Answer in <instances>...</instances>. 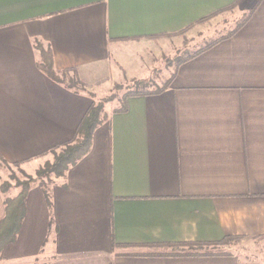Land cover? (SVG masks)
<instances>
[{
  "label": "crops",
  "instance_id": "obj_1",
  "mask_svg": "<svg viewBox=\"0 0 264 264\" xmlns=\"http://www.w3.org/2000/svg\"><path fill=\"white\" fill-rule=\"evenodd\" d=\"M257 1L0 0V183L3 168L34 177L53 161L94 88L149 79L151 38L214 14L211 23L233 22ZM37 44L60 83L37 68ZM173 74L161 94L102 113L89 153L31 185L0 264H257L230 244L219 256L173 246L264 242V0ZM17 190L0 193V221Z\"/></svg>",
  "mask_w": 264,
  "mask_h": 264
},
{
  "label": "trees",
  "instance_id": "obj_2",
  "mask_svg": "<svg viewBox=\"0 0 264 264\" xmlns=\"http://www.w3.org/2000/svg\"><path fill=\"white\" fill-rule=\"evenodd\" d=\"M258 0L250 9H248L243 16L235 23L232 30L226 31L225 33L214 37L206 42L202 47L188 52L183 51L179 56H176L172 61V73L171 77L174 75V71L178 69L179 66L185 62L195 58L196 56L202 54L206 50L214 47L218 43L230 39L236 32H238L249 20L254 10L258 6ZM218 14L209 16L197 22L194 25L187 27L185 30L178 32L177 34L164 35L151 39L158 38H171L175 36H184L188 31H190L196 25L207 24L210 20L217 17ZM36 50L39 52V62L37 63V68L44 73L49 79L60 83L61 80L59 76L54 72L53 69V58L50 50L43 49L40 45H36ZM169 81V80H168ZM168 86V84H167ZM166 86L155 88L151 90V84L149 80H133L130 82L129 86L115 85V93L110 94L97 103L93 102L89 110L83 116L80 124L77 127L73 139L60 147L61 153L56 154L55 149L53 153V162L47 163L41 169H39L34 178L27 175L25 181L18 182L15 188L19 189L18 194L15 197L9 198L4 197V216L0 221V254L5 247L12 244L17 237L21 223L25 214V202L27 194L30 190L32 184L44 181L45 179L52 177L59 178L62 177L65 172L73 166L76 162L84 158L91 149V138L94 130L101 124V115L103 113L105 104L112 102L118 96L116 92L124 90L121 96L120 106L114 111L115 114L125 113L127 111V100L130 98L146 97L151 95L161 94ZM20 164H14L17 167ZM13 186L9 182L0 183V193L5 195ZM240 241V238H225L219 243L215 244H185L176 245L174 247V254L176 256H219L225 255L223 246L229 245L231 243ZM222 247V248H221Z\"/></svg>",
  "mask_w": 264,
  "mask_h": 264
},
{
  "label": "rangeland",
  "instance_id": "obj_3",
  "mask_svg": "<svg viewBox=\"0 0 264 264\" xmlns=\"http://www.w3.org/2000/svg\"><path fill=\"white\" fill-rule=\"evenodd\" d=\"M240 16L241 15L237 16L236 14H234L233 22L226 19L225 22L211 23L210 20L207 24L199 25L197 27L194 26L184 36L151 39V41L147 42V45L149 46V48H151V66L144 71V74H148L147 78L149 79L147 80L150 81L151 90L163 87L167 84L172 73V61L176 56H179L185 50H187L188 52H192L205 45L208 40L217 37L225 33L226 31L232 30L235 26V22L239 20ZM74 83L77 82L74 81ZM124 86L129 85L127 84ZM113 88L109 87V85L107 84L99 88H94V90L92 91L95 94L93 102L97 103L100 99L109 96L112 93H115V90ZM123 93L124 90L116 92L118 97L112 102L105 104L103 114H108L113 109H117L120 106L121 96L123 95ZM59 153H61V151L56 152V154ZM3 169L5 178L8 180L5 182H9L14 187L18 182H22L27 179L19 168L8 167V169ZM52 178L55 177L51 176L44 181H39V183H51ZM18 192L19 189L17 190V192H14L15 194L13 195L18 194ZM230 245H232L233 251L236 254H239L241 261L264 264V242L257 241L250 244L248 242L243 243L240 240L238 242L236 241L234 243H231ZM243 255L251 256L252 259H246Z\"/></svg>",
  "mask_w": 264,
  "mask_h": 264
}]
</instances>
